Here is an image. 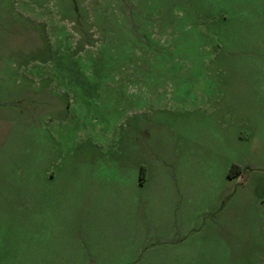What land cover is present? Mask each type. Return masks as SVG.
Listing matches in <instances>:
<instances>
[{"label": "rangeland", "instance_id": "374dc122", "mask_svg": "<svg viewBox=\"0 0 264 264\" xmlns=\"http://www.w3.org/2000/svg\"><path fill=\"white\" fill-rule=\"evenodd\" d=\"M0 264H264V0H0Z\"/></svg>", "mask_w": 264, "mask_h": 264}, {"label": "crops", "instance_id": "0c3cea01", "mask_svg": "<svg viewBox=\"0 0 264 264\" xmlns=\"http://www.w3.org/2000/svg\"><path fill=\"white\" fill-rule=\"evenodd\" d=\"M39 182H37V183H35V185H34V187H36V185H37V187H39ZM167 239H169V236L167 235V236H165ZM167 239H163V240H167Z\"/></svg>", "mask_w": 264, "mask_h": 264}, {"label": "trees", "instance_id": "16d2710c", "mask_svg": "<svg viewBox=\"0 0 264 264\" xmlns=\"http://www.w3.org/2000/svg\"><path fill=\"white\" fill-rule=\"evenodd\" d=\"M230 172H232V169H230Z\"/></svg>", "mask_w": 264, "mask_h": 264}]
</instances>
